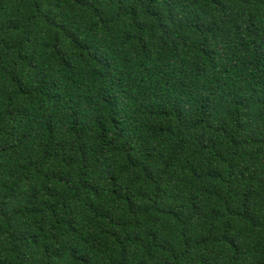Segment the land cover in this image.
Returning a JSON list of instances; mask_svg holds the SVG:
<instances>
[{"label":"trees","instance_id":"1","mask_svg":"<svg viewBox=\"0 0 264 264\" xmlns=\"http://www.w3.org/2000/svg\"><path fill=\"white\" fill-rule=\"evenodd\" d=\"M0 264H264V0H0Z\"/></svg>","mask_w":264,"mask_h":264}]
</instances>
